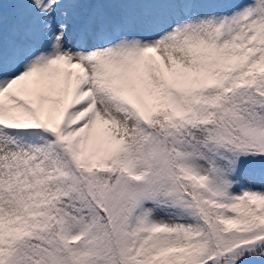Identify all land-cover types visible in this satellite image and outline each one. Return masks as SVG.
Listing matches in <instances>:
<instances>
[{
  "label": "snow or ice",
  "instance_id": "snow-or-ice-1",
  "mask_svg": "<svg viewBox=\"0 0 264 264\" xmlns=\"http://www.w3.org/2000/svg\"><path fill=\"white\" fill-rule=\"evenodd\" d=\"M0 264H264V0H0Z\"/></svg>",
  "mask_w": 264,
  "mask_h": 264
}]
</instances>
